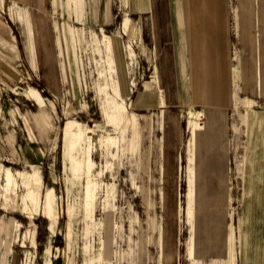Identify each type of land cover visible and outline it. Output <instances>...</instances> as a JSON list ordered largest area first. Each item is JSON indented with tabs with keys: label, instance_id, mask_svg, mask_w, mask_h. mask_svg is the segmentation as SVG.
I'll list each match as a JSON object with an SVG mask.
<instances>
[{
	"label": "rangeland",
	"instance_id": "rangeland-1",
	"mask_svg": "<svg viewBox=\"0 0 264 264\" xmlns=\"http://www.w3.org/2000/svg\"><path fill=\"white\" fill-rule=\"evenodd\" d=\"M81 1L80 11V0H0V264H161L167 227L173 264H238L231 141L264 113L253 82L264 68L240 39V0H184L182 64L161 107L151 13L138 22L136 1L120 0L124 13L93 30ZM110 4L90 0L99 26ZM257 33L247 23L252 44ZM121 78L136 88L121 90ZM145 81L153 98L143 103ZM163 152L179 167L177 197L159 181Z\"/></svg>",
	"mask_w": 264,
	"mask_h": 264
},
{
	"label": "crops",
	"instance_id": "crops-1",
	"mask_svg": "<svg viewBox=\"0 0 264 264\" xmlns=\"http://www.w3.org/2000/svg\"><path fill=\"white\" fill-rule=\"evenodd\" d=\"M135 1L136 5L133 13L137 14L136 20L139 22L141 17L143 18V15L151 13L152 22L157 27L155 36L157 42L156 54L158 57V67H160L162 73L160 85L161 88L165 90L163 95L164 102L167 105L166 97L168 98L173 94V75L171 73V70H173L172 64L175 69L177 64H182L178 54L176 55V52L178 53V51H180L179 39L182 41L181 35L183 29V6H185L184 0ZM83 2L84 1L81 0L79 2L80 11L82 10ZM113 3L114 0H111V21L99 26L101 23L95 18L93 20L90 9V0H88V13L84 14L86 17L82 22L88 24L89 28H92L93 30L103 27L102 30L106 31L115 22L116 16H120L121 13H124L120 0H118L119 4L117 5V12L113 11ZM168 3L173 7L172 10H174L173 29L169 26ZM56 7L59 8L58 2ZM238 8V24L241 26L240 39H242L243 47L246 50L253 48L251 50L253 60H255L257 66H262L264 68V0H240ZM124 21V24L126 25L125 27L128 28L129 25L130 27H134L136 24L133 19L130 18H125ZM247 23H249V28H256L258 31L257 34L260 35V37L257 38L256 43L252 44L251 40L246 36ZM130 31L131 30H129L128 33H130ZM171 32L172 38L170 39L169 34L171 35ZM109 43L112 49V43L110 40ZM140 43L145 44L147 49L149 48L148 42H146L145 38L142 36ZM130 48L132 50L133 47L131 46ZM134 52L135 50L133 48L132 55ZM132 55L130 52V56ZM144 58H142L143 61L145 60ZM1 64L3 65L4 62ZM11 75L12 74H6L7 77H12ZM174 78L175 81L178 82V73H174ZM253 82H256L255 92L261 94L262 90H264V78L261 79V77H255ZM135 84H137V82ZM118 85L121 86V90L126 92H128V87L129 89L136 88L132 82L130 83L131 87L130 85L128 86V83L123 78H121L120 84L118 80ZM149 87V81H145V83L142 84L143 94L141 95L140 100L143 101V103L145 99L152 100L153 98ZM146 93L149 95H145ZM184 96L186 98L188 95ZM158 100L159 94L157 96V104L161 107ZM141 101L139 104L142 103ZM148 103L150 102L148 101ZM251 116L254 120L250 123H245V126L235 133L231 141V163L233 165L231 181H233L234 197L238 212V230L233 244L237 246L236 255L238 264H264V135L262 136L260 133L261 130L264 131V113L261 114L258 120L254 118V113H250V117ZM226 165L227 160L225 166ZM224 171L226 176L225 181L227 182L228 178L230 179V176L229 173L227 175L226 169Z\"/></svg>",
	"mask_w": 264,
	"mask_h": 264
},
{
	"label": "bare ground",
	"instance_id": "bare-ground-1",
	"mask_svg": "<svg viewBox=\"0 0 264 264\" xmlns=\"http://www.w3.org/2000/svg\"><path fill=\"white\" fill-rule=\"evenodd\" d=\"M104 11L106 12L105 15L109 14V12H108V4H105ZM102 16H104V15H102ZM154 22H155V20H154ZM157 73H158V76H157L158 77V83H159V87H160V84H161V79L160 78L162 77V73H161L160 67L157 68ZM48 76H50V75H48ZM160 92L161 91H159V100H158L159 101V105L165 106L166 104L164 102V95L162 94V92L161 93ZM161 120L165 124V126L163 124V130H164L165 139L163 138L162 142H163L164 146L166 147V143L170 142V140H171V136H169L170 135V125L171 124L169 123V116H167V118L164 117ZM132 121H133L134 124H137V122H138L137 118L135 116H133ZM206 124H208V123H206ZM209 133H210V127H208V125H206V127L204 128V131H203L204 137L205 136L209 137ZM260 133L262 134V136L264 135V131L263 130H261ZM165 151H167L169 153L171 152L169 149L165 150ZM169 153L167 155H166V152L162 153V157H163V159L165 161L163 162L162 166H160L161 167L160 168L161 169V176H160L159 181L162 184L164 183V184L168 185L169 189H170L171 186H173L174 195L177 197L176 173L178 172V168L179 167L177 166L176 163H175V166H174L173 169H171L172 166H171V168L169 167V163H170V160H171ZM144 156H145V161L147 163V159L149 158L148 157L149 154L147 153ZM176 158H177V156H176ZM11 181H12L11 172H9L7 170V176H6V189L7 190H10L9 185L11 184ZM216 181H219V178H216ZM216 191H217V189H216ZM160 195H161V198L164 199V201H165L164 205H165L166 201H167V192L164 189L162 190L160 188ZM172 196H173V193H172ZM11 202H14V198H11ZM172 210H173V213H174L175 212V206L172 208ZM170 234H171V232L169 230V227H167L166 230H162V231L159 230L157 246H159V249H160L159 255H160V258H161V262H162L161 264H173V261H171V260H172V255L174 254V248L175 247H174L173 239H172ZM151 238H152V236H151ZM143 240H145V236L144 235H142L140 237V242H143ZM152 262H153V264H155L154 259L152 260Z\"/></svg>",
	"mask_w": 264,
	"mask_h": 264
}]
</instances>
